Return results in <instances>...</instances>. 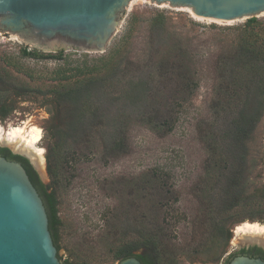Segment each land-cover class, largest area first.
Listing matches in <instances>:
<instances>
[{
    "label": "rangeland",
    "instance_id": "obj_1",
    "mask_svg": "<svg viewBox=\"0 0 264 264\" xmlns=\"http://www.w3.org/2000/svg\"><path fill=\"white\" fill-rule=\"evenodd\" d=\"M188 8L169 2L130 0L103 53L74 47L60 49L67 62L73 65L83 54L96 58L112 47H118L119 72L114 84L97 87L92 95L91 110L95 114L92 123L86 119L83 124L77 122L66 130L69 122L66 113L54 111L50 102L45 104L36 96L7 95L13 108L6 116L0 117V129L7 132L24 124L41 128L37 146L43 149V157L41 169H36L43 183H50L55 190L57 215L61 222L58 228L60 249L57 251L60 261L117 264L113 257L114 242L122 233L127 230L131 233L137 228L139 216L144 213L161 227L163 246L174 257L175 264H226L229 255L240 246L260 243L238 239L237 225L264 223V219L249 218L252 212L241 207L237 209L239 221L231 225V237L225 252L217 261L209 260L212 249L209 207L218 201L219 195L211 190L212 178L205 173L208 150L201 133L213 122L238 117L240 107L229 106L220 118L213 106L220 94L217 63L238 57V43L244 36L242 30L249 17H255L262 24L255 26L253 32L264 41V11L230 21H217L196 18ZM159 13L165 17L164 26L153 30L152 20ZM131 20L135 22L134 27L123 41ZM175 39L189 49L200 67L197 88L180 95L181 98L173 94L171 87L157 92L156 85L160 80L149 63L151 54L157 58L161 49ZM23 49L41 53L60 51L33 48L18 33L0 27V90L11 82L6 80L7 72L16 84L45 88L52 82L49 80L51 72L64 65V60L23 56ZM25 70L32 72L33 78L27 76ZM257 100L258 96L254 94L243 109L244 113L253 114ZM165 101L169 113L162 121L168 122L171 130L159 134L143 117L154 110L160 115L165 111L162 109ZM78 111L79 107L76 108ZM52 125L66 130L59 138L58 143L63 145L59 152L51 150L53 142L45 130ZM118 131L123 132L119 136L124 142L113 154L108 145L111 137L118 136ZM0 145L20 152L5 139H0ZM246 145L247 184L257 198L252 200L254 204L249 209H253V217H262L264 106L257 114L256 125ZM59 159L63 162L62 180L52 182L48 173L49 161L54 164ZM153 175L161 179L164 186L162 192L154 191L149 199L147 184ZM153 201H161L163 206L153 207Z\"/></svg>",
    "mask_w": 264,
    "mask_h": 264
},
{
    "label": "trees",
    "instance_id": "obj_2",
    "mask_svg": "<svg viewBox=\"0 0 264 264\" xmlns=\"http://www.w3.org/2000/svg\"><path fill=\"white\" fill-rule=\"evenodd\" d=\"M134 23V20H131L123 41L130 36ZM164 23L165 17L159 13L153 18L151 29H162ZM261 25L255 17H249L242 30L244 36L238 43V57L233 60H219L217 63L216 79L220 94L213 106L220 118L224 116L223 111L226 112L229 106L231 108L240 107L238 117L221 123L213 122L208 129L201 133L208 150L205 173L209 178H212L211 190L217 191L219 195L218 201L211 204L212 208L209 207L211 211L209 214L210 244L212 247L209 254L210 261H217L225 252V247L231 237V225L239 221L237 219L239 208H248L252 212L249 213L252 214L249 215V218L264 219V216L253 217L254 211L249 209L254 204L252 200H257V198L247 184V168L245 167L248 152L246 140L250 138L256 125L257 114L264 106V41L259 40V35L253 32L255 26ZM117 53L118 47L114 46L96 58H88L87 54H83L81 58L75 60V64L70 65L63 56L62 50L55 53H41L36 50L27 51L23 49V56L64 60V65L58 66L51 72L49 80L52 82L45 88L23 83L16 84L7 72L6 80L12 83L9 82L5 88L0 90V117L6 116L12 110L13 107L7 99V95L12 93L23 98L40 97L45 104L50 102L55 107L54 111L61 110L66 113L67 120H69L65 126L66 130L67 127L73 126L77 122L83 124L86 119L92 123V120L95 119V114L91 110L93 106L92 95L97 87H108L114 84L119 72ZM149 60L160 80V84L156 85V88H159L157 92H162L165 88L171 87L170 90L173 94L180 97V95L184 96L197 88L200 69L198 61L194 59L189 49L182 45L181 41L175 39L168 42L161 49L157 58L154 59V55L151 54ZM24 73L33 78L32 72L25 70ZM254 94L258 96L256 109L253 114H246L243 109ZM163 106L162 109L167 112L161 111L159 115L157 110H154L143 117V120L159 134L171 130L169 123L162 121L168 117V102L165 101ZM78 107L77 113L76 108ZM52 126L45 127V130L53 142L51 150L59 152L63 147L62 144L58 143L59 138L65 134L66 130L58 125ZM117 134L118 136L111 137L108 145L109 152L113 154L120 150L124 142V138L119 136L123 132L118 131ZM0 153L6 154L7 159L19 160L25 167L32 184L45 205L48 228L58 251L60 249L58 228L61 222L57 215V199L54 188L51 187L50 183L45 184L39 179L37 173L24 157L10 153L7 148H1ZM49 159L52 160V157L49 156ZM62 169L63 162L61 159L58 162L55 161L54 164L49 161L48 173L52 182L62 180ZM147 185L150 189L147 194L149 199L155 194L154 191L162 192L164 186L161 179L156 175L149 178ZM151 205L157 208L163 206L161 201H153ZM161 231V227L151 221L145 213L141 214L138 227L131 233L128 230L122 233L114 242L113 257L115 261L119 262L123 258L135 256L141 264H175L174 257L163 246ZM249 251L261 254V256L249 255L247 254ZM245 254L250 257H261L264 260L263 249L254 246L248 249L242 248L230 254L226 264L233 256ZM58 257L60 259V256ZM63 262L76 264L69 262L68 259Z\"/></svg>",
    "mask_w": 264,
    "mask_h": 264
},
{
    "label": "water",
    "instance_id": "obj_3",
    "mask_svg": "<svg viewBox=\"0 0 264 264\" xmlns=\"http://www.w3.org/2000/svg\"><path fill=\"white\" fill-rule=\"evenodd\" d=\"M130 0H0V27L36 49L106 50ZM185 5L195 15L230 21L264 11V0H152ZM251 241V240H250ZM251 242H256L252 240ZM258 245L262 246L260 243ZM0 264H67L59 260L45 205L24 166L0 155ZM117 264H141L135 256ZM228 264H264L235 255Z\"/></svg>",
    "mask_w": 264,
    "mask_h": 264
},
{
    "label": "bare ground",
    "instance_id": "obj_4",
    "mask_svg": "<svg viewBox=\"0 0 264 264\" xmlns=\"http://www.w3.org/2000/svg\"><path fill=\"white\" fill-rule=\"evenodd\" d=\"M188 10L196 18L203 19V17L195 15L191 8H188ZM0 139H5L6 142L14 144L24 155L28 156L35 168L41 169L43 149L37 146L41 139V128L39 126L24 124L12 127L7 132L0 129ZM235 233L240 240H254L264 245V223L243 222L236 226Z\"/></svg>",
    "mask_w": 264,
    "mask_h": 264
},
{
    "label": "flooded vegetation",
    "instance_id": "obj_5",
    "mask_svg": "<svg viewBox=\"0 0 264 264\" xmlns=\"http://www.w3.org/2000/svg\"><path fill=\"white\" fill-rule=\"evenodd\" d=\"M1 148H7V149L10 151V153L15 154V155H18V156H21V157H24V158L27 160L28 164H29V165L33 168V170L37 173L38 170L35 168V166H34L33 163L31 162V160L28 158V156H27V155H24V153H23L22 151H20V152L13 151V150L9 149L8 147H6V145H0V150H1ZM0 155L6 158V154H4V153H0ZM9 160H10V159H9ZM15 161L20 162L19 160H15ZM20 163H21V162H20ZM21 164H22V163H21ZM22 165H23V164H22ZM24 168H25V167H24ZM37 175H38V173H37ZM38 177H39V175H38ZM39 179H40V177H39ZM40 180H41V179H40ZM41 181H42V180H41ZM42 182H43V181H42ZM254 246L263 249L262 247H260L259 245H256V244L242 245V246L239 247V249H242V248H244V249H248V248H250V247H254ZM239 249H238V250H239ZM238 250H236L235 252H237ZM263 251H264V249H263ZM247 254H249V255H253V256H254V255H255V256H261V254H255L254 252H251V251H249ZM247 254H245V255H247ZM249 255H247V256H249ZM260 258H261V257H260Z\"/></svg>",
    "mask_w": 264,
    "mask_h": 264
}]
</instances>
